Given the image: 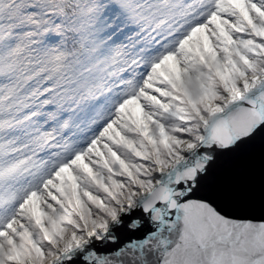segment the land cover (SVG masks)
Returning a JSON list of instances; mask_svg holds the SVG:
<instances>
[{"label":"snow or ice","instance_id":"6c2138e0","mask_svg":"<svg viewBox=\"0 0 264 264\" xmlns=\"http://www.w3.org/2000/svg\"><path fill=\"white\" fill-rule=\"evenodd\" d=\"M0 264H264V0H0Z\"/></svg>","mask_w":264,"mask_h":264}]
</instances>
